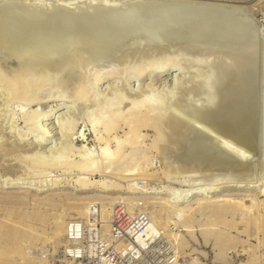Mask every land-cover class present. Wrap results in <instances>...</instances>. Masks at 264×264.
I'll list each match as a JSON object with an SVG mask.
<instances>
[{"label":"rangeland","instance_id":"rangeland-1","mask_svg":"<svg viewBox=\"0 0 264 264\" xmlns=\"http://www.w3.org/2000/svg\"><path fill=\"white\" fill-rule=\"evenodd\" d=\"M22 1H23L22 3H25V1H28V0H22ZM38 1L44 3V0L42 1L38 0ZM66 1L67 0H64L60 4V0H59V4L60 5H62V3L67 4L68 1L67 2ZM84 1L77 0L78 4H82L81 2L84 3ZM113 1H116V0L111 1V3H114L116 5L118 4L117 2H119V1H116V2H113ZM121 1L123 0H120V2ZM125 1H130V0H125ZM134 1L136 2L137 0H134ZM243 1L237 3L239 4V7L237 9L235 8L236 10L234 13H232L234 11L233 10L234 8H232L233 11L231 9L229 11L233 14L231 15L237 19L236 21L237 22L239 21V23H240V20L238 19H241V22H242L243 17L244 19L246 17V20L250 19L251 22L250 21H247V22L251 23V26L250 24L248 23L247 24L249 27H252V28H249L248 26L247 27L251 29V31L245 30L246 27H244L245 25H243L244 32L246 33L247 31V33L244 34L242 32L243 33L242 35L241 33V30L243 29L242 25L240 26L238 24L239 27L242 28L239 31L237 27L235 26V24H233L234 22L232 20L234 19V17L232 19L231 16H229L230 14H227L228 18L229 17L231 18L230 22H229L230 18L228 19L226 16L224 17L227 18L228 23L233 22L231 23V25H234L233 28L236 27L235 30L237 29L240 32L239 35L240 34L242 35V38L240 39L238 38L239 42H241L240 40H242L243 42V43L241 42L240 45L242 44L250 45L251 44L253 46L256 44L255 45L256 48L255 46H253L252 48V51L253 50L255 51L253 52V57L255 58V62L257 63V64L255 63V67L253 69L254 79L246 82V80L244 79L245 78L244 73L239 72V75H234V72L232 70L233 73H231L228 76V79L225 81V85L222 87L224 91L225 99L217 103L218 104L216 106L217 112L209 111L207 109V110H201L200 112L197 111L193 113V111H191V108L186 103L187 102L186 100L194 102L195 99H197L198 97L200 98L202 96V94H199L201 90L193 86V84H197L196 82H198V79L202 77L199 74L197 75V73H200L199 72L200 70H199V67H197L196 65L194 66L188 65L192 67V69L190 67H189L190 69H187L188 66L186 67L185 66L186 64L181 63V64H184L186 68L184 69L183 68L184 66L181 64H179L178 66H176L177 64H172L170 68L162 71L160 76L147 77L143 80L134 79V80L127 82L129 83L130 87H133L137 91L141 90L144 92V94L146 93L145 96L150 98L152 101L160 102V104L162 106L165 105V107L167 105L168 108L170 106L169 109L171 110L175 109L174 110L175 112H177L176 111L177 109L178 113L180 112L179 115L181 117L182 116L185 117L184 119L187 120L188 122L193 121L191 123H194L196 127L199 126V129L208 133V135H210V137L213 139L214 142H216L214 139H217L218 141L221 140L222 141L221 143L224 142L225 146L231 148V150L235 151L238 154V156H236V154L230 151L229 152L224 151V154H220V153L217 154L216 149L213 147L212 149L208 150L205 153L207 155V158L201 161L202 164L195 166L193 171H190L191 172L190 174L189 172H186V171L183 172V170L181 171L182 172L181 173L179 172L180 169L178 171L176 167H175L176 170L174 169L175 174L174 172L172 174V171L174 170H172L171 172L168 171L170 167L168 168L165 165L167 161L166 162H163V161H165L166 158L169 159L168 161H171V162L175 161L171 153H172V150H174V148L176 147V144L170 141L169 142L166 141L165 144H167V146L169 145L170 148L167 147V150H165V153L162 150L160 153L158 149L153 150L154 148H150V144L154 138V130H151V129H144L142 131V133H144L143 136L140 138V141L135 145L136 155H140V156L145 155V156H148L151 160L149 162H145L141 164L140 167L141 169H143L144 174L138 175L139 177L138 179H135L132 177L134 181L131 178H128L122 175V173L126 171L127 168L130 169V168H134L137 166L133 162L114 163L110 167V169L112 170L111 172H104L103 163L101 161L102 158L100 155L101 146L95 143L94 138H95L96 132L104 136V133L102 131L103 129L100 123V118L102 116L107 117V112L106 113L100 112L99 115H96L92 113V107H87L86 103L84 106V103H80V101L72 102L73 100L72 92L74 88L73 86H75L73 85V83L76 84V81L78 82L76 78L77 77L79 78V75L82 76L81 74L84 75L86 73L85 76L87 77V80L90 83L94 80L93 73L96 72L95 71L96 68L100 67L99 70L100 69L109 70V68H111V70H116V68L118 67L120 68L121 66L119 63L120 61L119 60H118L119 62L116 61V59H114L113 56L117 54H118L117 56H119L123 52H125L127 48L130 49L131 47L132 49L133 47L140 45L141 42H142L141 45H143V43L144 45L147 44L146 39L150 40L151 38H154V40L156 39L158 41L159 38L156 36H159L161 40L162 38H165V39L168 38L171 42L175 40L177 41V38L173 39L174 35L172 34L173 33L172 30H176L177 28L180 29L179 26L181 25L172 26V28H171V25L169 26V29H171L170 35H172L173 37H171L169 34L165 32V25L168 26L166 22L160 23L157 21H154L150 23L149 25L148 23H145V24L143 23L144 25L142 23L140 25H136L140 29H142L143 28L142 26H144L145 34L143 33V30L137 29L136 26L132 27V29L135 28L134 29L135 31H132V29L126 30V32L123 31L125 33L123 32L117 33V31L116 32L113 31L114 36L113 35L112 36L115 38L116 41L114 40L113 37H111L110 35L111 32L110 34H108L109 32L102 33L103 35L100 34L101 35L100 37L103 36V38L105 37V35L107 36L106 38L102 40L99 39L100 37H97V39L99 40L93 41L94 43L93 42L88 43V45L91 47L93 45L92 47L93 50H97V51H100V53H102L101 51L105 47L106 48L108 47L107 49L103 50L107 53H103V54L109 55V52L111 53L112 51H115L114 49L117 50L119 46L121 47V45L127 44V47L122 46L125 50L124 49L122 50V47L121 48L119 47L120 49L118 50H122L121 51L122 53L121 52L118 53L119 51L111 53L113 60L112 58H110L111 56H109V59L107 58V56L106 58L104 57L105 60H107L106 62L103 58L104 55L101 54L102 56L101 62L99 65H95L96 67L94 66L95 67L94 70H93V66H90L89 69L87 68L89 72L86 68H85L86 69L85 72L83 71L84 68L83 70H80L77 73L75 71V74L77 76L74 79L72 78L67 79L65 78V74H64L62 76V79L65 78V80L61 79V81L56 85L55 83H57V79L59 81L61 78L60 75L62 74L61 73L62 69L65 68V70L66 69L70 70L72 68L62 67V69H59L58 73H57L58 70L56 72L52 71L51 73L52 75L50 74L51 77H48L50 76L48 74L51 71L47 72V77H48V80L50 79V82L54 80L53 78L55 77L57 78H55V82L53 81L54 83L53 82L52 84L50 83L51 86L49 84V81H47L48 82L47 84L49 85V86L47 85L48 88L45 87L46 83L43 84L44 86L40 87V90H43L41 91L42 92L41 98H43L42 100L39 98L40 97L39 87L35 86L36 87L35 88L33 86L32 90L33 92L35 90V94H34L35 98L37 97V95L39 97H37L34 102H31V104L26 101L23 102V100H20V99L18 100V98H13L8 94L6 86L4 85L5 83L2 80L3 79V75H2L3 69H1L0 67V72H1L0 73L1 74L0 75L1 76L0 77V148H2L0 149L1 150L0 151V194L1 193L6 194V195H20L21 194V196H23L21 198L4 199V200L0 199V208L4 210H10V211L11 210H18L19 212L22 211L24 215L27 214L26 216L28 217V224H30L29 228L23 225L16 224L14 226L16 235H10L9 232L2 231L4 229H0V252L3 253V257L5 256V258H2V260L0 259L2 262V263L0 262V264H264V0H247V1L243 0ZM11 2L12 3L14 2V3L11 4ZM16 2H19L20 4L21 0L20 1L19 0H14V1L13 0H6V1L0 0V6L1 4L3 5L9 4L7 6L8 8L6 7L7 9L2 7L4 9H0V10L1 11L3 10V13L5 11L6 13L8 12L9 7L12 8L13 6H15ZM45 2L46 3L44 4H47L48 6L51 0H45ZM55 2L57 3L58 0H55L54 3L51 2V5L55 4ZM69 2L74 3L76 2V0H71V1L69 0ZM77 2L75 3V5L72 3V5L76 6ZM85 2L88 3V0H86ZM137 2H139V0ZM213 2L221 3L223 1L215 0ZM19 6L21 5H17V7ZM222 11L223 10H220V14ZM99 12L101 13L100 10ZM1 14L2 12L0 13V15ZM222 14H226V13L222 12ZM223 20L224 22L226 21L225 19ZM223 20L220 21L222 26L220 25L219 22H217L218 25L215 23L217 27L213 23H211V25L207 29L209 31V34L210 32H212V30L214 31L213 35L214 36L216 35L215 39L218 45L216 42L214 43L212 41V38H213L212 36H211V40L209 39L210 37L207 38L205 36L206 38L205 39L203 36L204 38L203 41L207 39L210 40L206 43L201 42V41L195 42V40L193 41L194 39V37L192 38L193 34L188 36L189 31L187 32L185 31L190 30L191 33H196L198 32V30L192 31L195 27L190 26L189 27L190 29H189L188 28L189 25H187L185 27H187L188 29L187 28L185 29L184 26H181V28L183 27L182 28L183 30L185 29V31H182V32L188 33L187 35L181 36L184 33L180 32V37H179L178 36L179 33H174V34L176 35V37L178 36V38L180 39H182V37L183 39L184 37H186L188 38L190 42L192 41V43L188 41L190 45L189 47H186L185 45L188 42L184 44L183 42H181L182 41L181 40L180 42L183 44L181 45L180 42L178 43V41L177 42L175 41L174 42L175 44L172 45L171 42L169 41L170 43L169 42L168 43L170 44L169 46L171 50L174 51L176 49L175 51H177V52L175 51L174 52L172 51V52L174 54L177 53V57H180V55H183L184 58L187 56L191 58L194 56L190 52L188 53L187 49L189 50L192 44L196 43L195 44L196 46L193 45L194 47L198 48L199 46L205 49L204 47L207 48L206 44L210 42V44L213 45L212 46L213 48L215 47L219 49L218 47L221 44L219 42H221L222 40L223 42H222L221 47L225 46L223 45V43L226 41H227L226 42V45H227L230 37L228 35L229 38L227 40L226 36L227 34H229L228 31H232L231 30L232 28L230 27L231 29H229L230 24L227 25L228 31H225L226 35L224 34L225 35V38H224L223 32L224 30H226L225 28L226 24H224ZM243 22L245 21L243 20ZM152 24L154 26H151ZM155 24H157L159 28ZM219 25L221 27V30L223 29V26L225 28L224 30H222L223 32H220L224 39H220V38L217 39V37L219 36V31L217 32L218 35L215 31L220 29L218 27ZM213 26H215L216 28ZM24 27H28V26L24 24ZM159 29L163 31L160 32ZM166 29L168 30V27ZM139 30L142 32H137ZM152 30L156 31V33H153L154 31L152 32ZM207 30L205 31V34L208 32ZM146 31H147V34L148 32L149 33L152 32L153 35H156V36H153V35L151 36L150 34L146 35ZM238 31L236 33H238ZM252 31L256 32L255 34L257 37L256 36L254 37V34H253L254 32ZM39 32L36 31L35 33H39ZM48 32L49 31H47L46 33ZM59 32H60V29L57 28L52 33H55L60 36ZM163 32H165L164 35H166L167 37L163 36V34L162 35L160 34L161 36L157 35L158 33H163ZM202 32L203 31H199V34L204 33ZM250 32H252V34H250ZM30 33L31 32H29V34L27 33L28 37H27V34L25 36L24 35L22 36L24 37V39H28L29 37L32 39L35 33L34 32L33 34L32 33L30 34ZM236 33L235 35H237ZM115 34L116 36L117 34H119L120 37L122 36L121 41H119L120 37H118L119 39L116 38ZM233 34H234V30H233ZM57 35L55 36L53 35L58 40L56 41L58 42L56 44H62V42H64L63 45H61L62 48L60 45H56V48H58L59 46V48L57 49V52L58 54H59V51L61 52L60 57H63V56L65 57L64 53L66 54V50H68V46L69 47L71 46V47L69 48L70 51L69 50L67 51V54L68 52L69 53L77 52L76 50L79 49L78 39L77 40L75 38L73 39L71 38L70 35L67 36V34L61 33L62 38L65 35L66 37L64 36V38L68 40L69 45H66L67 43L66 40L64 38L62 40L61 36L60 38L56 37ZM196 35L197 33L195 34V36ZM246 35L248 37L250 35L251 36L248 39ZM147 36L149 39L147 38ZM243 36L244 37L246 36L245 38L247 39H245ZM108 37L112 40H110ZM55 38H52V42L50 41L48 43L47 41L46 52H44L45 47H46L44 43L42 44L43 48H41L42 46L40 47L37 46L35 51L37 49L39 51L38 52L36 51V54H32L28 56L29 57L33 56V58L36 57L37 59V58H40V56L43 57L47 53L52 54L51 49H53V46L55 45L54 43V41L56 40ZM189 38H192V39H189ZM106 39H108L109 41L107 40L105 44ZM144 39H145V42H143ZM165 39H163L164 42L166 41ZM198 39L200 38L197 37V40ZM234 39H236V37ZM255 39L258 41V43H256L257 41ZM49 40H51V38ZM60 40H62V42ZM137 40L139 41L138 42L139 44L135 42ZM231 40L229 41L232 42ZM127 41L129 42V45ZM130 42L132 43L130 44ZM95 43L96 44L98 43V45L101 44L102 46L104 45L105 46L102 49L101 45L96 46ZM133 43H134V46H133ZM48 44H51V45H48ZM75 44H77L78 48L76 47ZM165 44H167V42ZM200 44H202V46H200ZM215 44L218 47H216ZM65 45L67 49L66 47H64ZM79 45L81 44L79 43ZM230 45L232 46V43H230L229 46ZM18 46L20 45L18 44L17 47ZM109 46H111L112 48ZM182 46L186 48L184 49ZM49 47H50V50L48 49ZM94 47L95 48L97 47V48L94 49ZM163 47L165 46L163 45ZM180 47H182V49ZM63 48L65 51L63 50ZM165 48H168V47H165ZM177 48H179V50ZM227 48L223 49L224 52L222 53L221 51L219 52L221 53L220 56L223 55V53H225ZM254 48L257 49V51ZM108 49H110L111 51L110 50L108 51ZM134 49L136 48H133L132 50ZM208 49H210V47L207 48V51ZM184 50L186 53L184 52ZM31 51L32 53H34V50H31ZM157 51L159 50L157 49ZM0 52H1V49H0ZM54 52L55 54L57 53L56 49ZM37 53H39L40 56H37ZM184 53L186 56L184 55ZM172 56H169V59H170L169 61H172V59H174V57L172 58ZM201 57H205V55H202ZM221 57H224V55ZM216 60H218V58H216ZM113 61L114 63L112 64ZM108 62L111 64H109ZM107 63L109 64V66ZM218 63H220V61ZM101 64L103 67H101ZM110 65L113 67H111ZM216 74L217 72L215 73V75ZM74 75H71V76L73 77ZM110 77H109L110 79L103 78L102 80L98 82L99 85L98 84L96 85L97 93H99V95L97 96L99 98V102L103 101L104 98L109 97L111 93L115 91V89L117 88V86L116 88L114 87L115 85L123 84L119 78L115 77L113 79L114 75H110ZM182 78L184 79L187 78L191 80L190 81L191 83L189 82L190 83L189 86L180 87V80H182ZM66 80H69L67 83L68 85L66 84V82H64ZM192 80L194 81V83L192 82ZM71 81L72 82L74 81V82L72 83ZM242 81H245L246 85L245 87L240 88L238 90L239 91V95H237L238 100L241 99V101L242 100L244 101L245 105H248L251 95H253V98L251 100L250 105L248 106L249 110L246 112V115L244 114V117L241 118V120L239 121L238 128L241 129L247 123H249V125L250 123L252 124L250 134H252V140L254 141V143L251 147H249L251 144L249 143V141L244 142L245 144L239 143V142L236 143V141L234 142V140H232V138H230L229 136L225 137V135L223 136L221 133H219L220 130L226 129V127L231 126L230 125L231 115L233 114L235 110V106H232L231 108L228 105L226 100H228L229 102V100L232 99V97L234 96V88L236 86L242 87V85H239V83ZM214 83L218 85V83L216 82ZM214 83L212 84V90H213V87L216 86V85L213 86ZM109 85H110V88H109ZM112 85H113V88L111 87ZM218 87H217V91L216 89H214V93L216 95H222L223 92H222L221 86L219 85ZM37 89H38V93H37ZM53 92L55 93L53 94ZM68 96L70 99L68 98ZM169 96H174V99L173 98L170 99ZM195 96L197 98L193 100V97ZM54 97H56L57 100ZM59 97L62 98L63 101L59 99ZM129 100H130L129 98L124 99V101L128 103L125 105V102L123 101V103H121L122 109L127 108V106L130 104ZM205 100L208 101V99L206 98ZM87 103L89 104L90 102L88 101ZM100 107H102L103 109L104 105H101ZM37 108H38V111H40L41 113H45V112L47 113L46 118L39 119V120L34 119V121L33 120L26 121L25 123L23 115H25V113L26 114L31 113L34 110H37ZM222 112H225V113L222 115L221 114ZM70 115L73 119H71ZM63 119L64 121L67 119L66 122H68L69 120H74L77 123V126L74 129V131L67 132L66 130L65 131L63 130V124L61 125V123H59ZM212 122H216V124L218 125L217 130H214L211 126L209 127L210 123ZM38 126L40 130H38ZM94 126H96L95 127L96 132H94ZM43 129H44V132L42 133L44 134L41 133ZM61 129L62 131H60ZM10 131H13V132H10ZM126 131H127L126 127L123 126V128L120 127L117 130V132L114 134L115 135L117 134V136L119 135V137L124 138ZM191 132L193 136L194 132L191 131L190 129L187 130V133H186L187 135H186V139L184 143L191 142V140H188V137L190 136ZM167 133L170 134L171 130L168 131ZM83 134H84V138H82ZM39 135L40 136L45 135L47 137V140L43 143H40V145L38 146L36 145V142H34L35 141L34 138L38 137ZM189 138H192V137L190 136ZM193 138L196 139V137L194 136ZM250 138H251V135H250ZM65 142H69L68 146H70V143H72V146H70L71 148L67 146L65 148L64 146L67 144L66 143L65 145H63ZM4 144H6L7 146ZM60 144L63 146L62 148ZM83 144L85 145L88 151L87 155L85 156L86 157L95 156V158L98 159V168L101 172L98 170L94 172L92 171L90 172V170H84L86 171L84 173L83 169H80L79 166L73 167V166L68 165L74 161H80L82 159L84 154L79 149L82 146H84ZM111 145H112L111 147L114 148L115 142H112ZM172 147L173 149L171 150ZM130 150L131 149H128L127 151H125V153H129ZM36 153H38L40 156L46 159L47 157L49 159L51 156H52L50 158L51 160H53V158L54 159L58 158L60 161L64 163L58 164L56 166L55 165L50 166V164L40 165V164H45V163L34 164L35 161L33 160L34 161L33 162L31 157L33 156L34 158L36 156ZM244 156L251 158V162L249 161L246 162L245 160L246 158ZM26 157L28 160L26 159ZM29 157L31 158V160L29 159ZM173 164H175V162ZM167 172L169 173L168 177L165 176V173ZM107 173L108 175H105ZM186 173H187V176L189 174L192 178L190 176L186 177ZM170 174H172V176ZM84 177H86L85 178L86 180L93 181L92 183V186H94L93 188L79 189L80 185L78 181L80 178H84ZM187 179H189V181ZM103 180L107 181L108 183H110L111 181H114V183H116V185L113 186L114 189L109 190V191H103L100 186L101 184L98 182V181H103ZM236 180L238 183L236 182ZM5 181H8L9 183ZM10 181L11 183H15V182L16 183L11 184ZM183 181H186V183L185 182L183 183ZM132 182L135 183L134 186H130V183ZM4 184L5 185L8 184L11 186L9 187L2 186ZM150 185L153 186L154 189L155 188L156 189H166V186L169 185L171 189L169 191V195L170 193L172 194L174 192L175 193L178 192L180 194L183 192L185 193L186 191L187 193V190L189 189L188 186L190 185L191 192L189 193L191 194L195 191L197 192L194 193V196L190 197L189 199L181 203V205L188 204V203L194 206L196 204L206 205L208 204V202H211V201L213 202L221 201L222 203H227L228 205L230 204L231 206L229 205L230 207L228 208V210H226V212H223L222 215L213 214L211 213L212 211L209 208H206L203 211L202 209H200V211L199 210L192 211L193 213L190 212L188 213V215L179 214L178 216V214L176 215V213L174 212V208L172 209L170 208L169 210H167L166 208H164L163 203L158 202V199L157 201L155 200V198L152 199L153 196L160 195L159 193H149V192H138L137 193V192L128 191L129 188L141 189L145 187L147 188V186H150ZM150 187H148V189L153 188V187L151 188ZM199 190L201 191V193L198 192ZM248 194L249 195L257 194V198L259 199L258 201L259 206L255 209L254 212L253 211L246 212V210L244 211V209L243 208L241 209V206L238 203V201L242 199V201L248 204L250 202L249 200H247V197L249 196ZM174 195L175 194H172L171 197ZM139 196L142 198H140ZM165 196H168V194ZM119 197H126L128 200L125 198L122 200V198H119ZM132 197H133L132 200H134V197L135 198L137 197L139 200L136 201L137 199L136 198L134 201H131ZM125 200L128 201L129 203L126 202ZM97 201L98 202L100 201V202L98 203ZM105 201L108 202L110 207L112 208L110 211L109 217L107 219L108 227L106 230L104 229V226H102L103 219H102V216L100 215V212L98 211V209L100 210L102 204L106 203ZM130 201L132 203L134 202L133 204L135 206H131L133 204H130ZM148 201L150 203L152 201L153 203V204L152 203L148 204L149 206L151 205L150 211L148 210L149 209V206L147 205ZM123 202L128 203L126 204L128 206H125ZM137 203H139L140 206ZM232 203L235 205H233ZM127 207H130L131 209L130 208L127 209ZM136 209H138V211ZM145 209H147L148 211H146ZM183 222H187L188 224H191L192 228H195V229L201 226H205L207 228L209 226V228H214L215 232L220 234V237H223V239L220 240L221 243L217 245L215 248L213 247L211 242L204 241L203 237L200 236L199 231L195 230L192 236H189L187 231L182 230ZM135 224L136 226H138L137 228L142 233V239H144L143 243H141L138 239H136L135 231L137 230L133 232H128L126 229V227H128L129 225H132L131 227H133V225ZM7 234H9V236ZM17 235H19L18 240L14 241V239H11L12 237H16Z\"/></svg>","mask_w":264,"mask_h":264},{"label":"bare ground","instance_id":"bare-ground-1","mask_svg":"<svg viewBox=\"0 0 264 264\" xmlns=\"http://www.w3.org/2000/svg\"><path fill=\"white\" fill-rule=\"evenodd\" d=\"M54 1L55 0H51V2H53V3H54ZM62 1H64V0H62ZM62 1L60 0V4ZM67 1H68L67 4L62 3V5H60L59 0H58L57 3L55 2V4L51 5V2H50L49 5L47 6V4H44V3H46L45 0H44V3L40 2L38 0H28V1H25V3H22L23 1L21 0L20 4H19V2H16L15 6H13L12 8L9 7L8 12H6V13H5V11L3 13V10L2 11L0 10V13L2 12V14L0 15V49H1L0 67H1V69H3L2 70L3 71L2 72V75H3L2 80L5 83V84L4 83L3 84L6 86L7 92L11 97L18 98V100L20 99V100H23V102L26 101V102L31 104V102H34L36 100V98L39 96H40L39 98L41 100L43 99V98H41V95H42L41 91H43V90H40V87L44 86L43 85L44 83H46L45 87L48 88L47 87V85H48L47 81H49V84L50 83L52 84L53 81L55 82V78H57V77L53 78L54 80L52 82H50V79L48 80V77H51V75H52L51 74L52 71L56 72L58 70L57 71V73H58L59 69H62V67L63 68L64 67L72 68L70 70L69 69L65 70V68H64V69H62V72L60 71L62 73L60 75L61 78L59 81L57 79V83H55V85H56L61 81L62 76L64 74H65V78L74 79L77 76L75 74V71L77 73L78 71L83 70V68H84L83 71L85 72V70L87 68L89 69L90 66H93V70H94V68L96 67L95 65H99L101 62V58H102L101 54L107 53L103 50L107 49L108 47L107 48L105 47L103 49V47L105 45L102 46L100 44L102 49H103L101 51L102 53H100V51L92 49V47H93L92 43H91L92 47L89 46L88 43L93 42L95 40H99V39L102 40V39L106 38L107 35H105L104 38H103V36L100 37L101 36L100 34H102V33L109 32L108 34H110V32H111L110 35H111V37H113L114 36L113 31H115V32L117 31V33L123 32V31L126 32V30L132 29L133 26L140 25L141 23L142 24L148 23V25H149L150 23L157 21L160 23L166 22V24L168 26L165 25V32L169 35L171 33L170 32L171 29H169L170 25H171V28H172V26L181 25V26H184L185 29L187 28L185 26L189 25L188 28L190 26L195 27L192 31L198 30V32H196L197 35L195 36L196 33H191L190 30L185 31V29L183 30L182 29L183 27L181 28V26H179L180 29L175 28L176 30H172L173 31L172 34L174 35V37L172 35H170V36L173 37V39L177 38L178 43L181 40H182L181 42H183L184 44H186V42L189 41L188 38H186V37H184V39L186 38L185 39L186 41L183 39V37H182V39L178 38V36L180 37V32L184 33L181 36L187 35L188 33H189L188 36L193 34L192 38L194 37L193 41L195 40V42L201 41V42L206 43V42L211 40V36H212L213 37L212 41L215 43L216 42V39H215L216 35L215 36L213 35L214 34L213 33L214 31L212 30L213 28L211 29L212 32H210L211 35L209 34V31L207 29L209 28L211 23H213L214 25L216 23L218 25L217 22L220 23V21H222L223 19H225L227 21V18H228L227 14H230L229 16H231V18L233 19L234 16H232L233 15L232 13H234L235 10L239 7V4H237V3L242 2L243 0H222L224 3L223 2H221V3L213 2L215 0H143V1L139 0V2H137L138 1L137 0L136 1L137 3L134 0L133 1L132 0H130V1L123 0L124 2L123 1L120 2V0H116V1H119V2H117L118 3L117 5L114 3H111L112 0H88V3L85 2L86 0L85 1L82 0V1H84L85 4L83 2H81L82 4H78L79 1L77 2V0H76V2H77L76 6H74L76 2L73 3V2H69V0H67ZM116 1H113V2H116ZM219 1H221V0H219ZM245 1H247V0H245ZM13 3L11 2V4H13ZM72 3L74 5H72ZM8 5L9 4H4V5L1 4L0 9H4V8L7 9ZM17 5H21L22 7L21 6L17 7ZM2 7H4V8H2ZM232 8H234L233 9L234 11L232 10ZM230 9L233 11L232 13L229 11ZM95 10L96 11L98 10V11L96 12ZM99 10L101 11V13L99 12ZM220 10H223L222 12H224L226 14H222V12L220 14ZM98 12H99V14H98ZM224 16H226L227 18H225ZM235 16H236V14H235ZM231 18L229 19V22H230ZM242 19L245 22H243V20H242V22H243L242 23L241 19H238V20H240V23H239V21L237 22L236 21L237 19L234 17V19L232 20L234 23L233 22H231V23L235 24V26L237 27V29L239 31L243 28L242 29L243 31L241 30V33L243 32L244 34H246L247 31H246V33L244 32V27H246L245 30H250V31H251V29H249V28H252V27L248 26V24H250V26H251V23L247 22V21H250V19L246 20V17H245V19H244V17ZM226 21L224 22V20H223L224 24H226L225 25L226 30H224L225 29L224 26L222 29V30H224V32L221 30L220 25L222 26V24L220 23V25L218 26L220 29L218 28L219 30H216L215 32L217 33L219 31V36L217 37V39L218 38L224 39L225 35H226L225 31H228L227 25L230 24L229 29L232 28L231 29L232 31H228L229 34H227V36H226L227 40L229 37H230L229 40L232 39L231 40L232 42H230L228 40V44H227L229 46V44L232 43V46L231 45L229 46L230 48L226 45L227 41L224 42L225 44L223 43V45H225V46H222L223 47L222 48L221 47L222 42H223L222 40H221V42H219V43H221L219 47L217 46L218 45L217 42H216L217 45L215 44L216 47H218L219 49H217L215 47L213 48L212 47L213 45H211L210 42L208 44H206L207 48L210 47V49H208V51H207L206 47H204L205 49H203L202 47H199V46H198V48L194 47L193 45H195L196 44L195 43V44H192V46H190L189 50L187 49L188 53L190 52L194 57H191L192 58L191 59L188 56L184 58L183 55H180V57L182 56L180 58V57H177V53H175V54L173 53L176 49L174 51L171 50V48L169 46L170 45L169 43L171 41L168 38H166V39L162 38V40H161V38L159 36L153 35V33H156V31L152 30V32L153 31L154 32L152 33L150 31L151 33L148 32V34L146 31V35L150 34L151 36L152 35L156 36L159 38V40L157 41L156 39L154 40V38L150 37L151 38L150 39L151 41H150V40H147L145 37L147 44L144 45V43H143V45H141V43H142L141 42L140 43L141 46L137 45V44H139L138 43L139 41L137 40V41H135L137 44L135 42L134 43L138 47L137 46L133 47L134 43H133V46L132 45L131 46L133 48H136V49L132 50L133 48L131 49V47H130L132 52L128 48L126 50L123 48L124 46L127 47V44L121 45V43H120L121 47L123 46L122 50L124 49L125 52L122 53L121 52L122 50H118L121 48L120 46H119L120 48L118 47L117 50L114 49L115 51L111 52V53H113V52L119 51L118 53H120V52L122 53L119 56H117L118 54L113 56V58L116 59V61H118V60L120 61V62L119 61L118 62L120 63L122 68L120 66V68L118 67V68H116V70H111V68H109V70H105V69L99 70V68H100L99 67V68H96L97 70L95 69V71H96L95 73H93L94 71L92 70L93 71L92 73L94 74V80H93L94 82L92 81L89 83V81L87 80V77L85 76L86 73L84 75L81 74L82 76L79 75V78L78 77L76 78L78 80V82L76 81V84L73 83L74 81L73 82L71 81L73 83V85H75V86H73L74 88H73V92H72V95H73L72 102L80 101V103H84V106L86 103L87 107H92V113H94L96 115H99L100 112L101 113L107 112V117L102 116L100 118V123H101V127L103 129L102 131L104 133V136H102L98 132H96V128H95L96 126H94V132H96L94 140H95V143H97L101 146L100 155L102 158L101 161L103 163L104 172H111L112 170L110 169V167L114 163H117V162L118 163L133 162L137 166L134 168H130V169L127 168L126 171H124L122 173V175L126 176L128 178H131L133 180V178L138 179L139 178L138 175L144 174L143 169H141L140 166L142 163L149 162L151 160L148 156H145V155L140 156V155H136V153H135V151H136L135 145L140 141V138L143 136L144 133H142V131L144 129L154 130V138L150 144V148H154L153 150L158 149L159 153L161 152V150L164 151V153H165V150H167V147L170 148L169 145L167 146V144H165L166 141H168V142L170 141V142H173L174 144H176V147L174 148V150H172L174 146L171 148V150H172L171 154L174 157L175 161H173V160H172L173 162L168 161L169 160L168 158H166V160L163 161V162L167 161L165 163V165L168 168L170 167L169 169L167 168L168 171H170V172L172 170H174L176 167V169H178V171L180 169L179 172H181L183 170V172L186 171V172H189V174H190L191 173L190 171H193L195 166L202 164L201 161L207 158V155L205 153L208 150L212 149L213 147L216 149L217 154H219V153L224 154V151H228V152L230 151V152L236 154V156H238V154L235 151H233V150H231V148L225 146L224 142L221 143L222 141L221 140L218 141L217 139H214L217 143L214 142L213 139L210 137V135H208V133L199 129V126L196 127V125L194 123H191L193 121L190 120L191 122H188L187 120L184 119L185 117H183V116L181 117L179 115L180 112L178 113L177 109H176L177 112H175L174 111L175 109L174 110L169 109L170 106L168 108L167 105L165 107V105L162 106L160 104V102L152 101L150 98L145 96L146 93L144 94V92L141 90L137 91L133 87H130L129 83H127L131 80H134V79L143 80L147 77L160 76L161 72L170 68L172 66V64H177L176 66H178L179 64L184 63V64H186L185 65L186 67L188 65H191V66L196 65L197 67H199V70H200L199 71L200 73H197V72L196 73H197V75L199 74L202 77L200 79L197 78L198 82H196L197 84H193V86H195V88L201 90V92H199V94H202V96L200 98L199 97L197 98L195 96V97H193V100L195 98H197V99H195L194 102L186 100L187 101L186 103L191 108V111H193V113L197 112V111L200 112L201 110H207V109L209 111L217 112L216 111V106L218 105L217 103H219L220 101L225 99L224 91H223L222 87L225 85V81L228 79V76L233 72H234V75H239V72H242L245 74L244 79L246 80V82H248L249 80H253L254 79L253 78V75H254L253 69H254L255 63H256L255 58L253 57V52H255V51L254 50L252 51L253 46H255L256 44L253 43V44H255L253 46L251 44L250 45H248V44L240 45L242 40H240L241 42H239V39L242 38L243 33H242V35L241 34L239 35L240 32L237 29L236 30L238 31V33H236L237 32L235 30L236 27L233 28L234 25H231V23H228V21L226 23ZM236 22H237V24H236ZM24 24L27 25L28 27H24ZM238 24L240 26L242 25V28L239 27ZM155 25H157V24H155ZM243 25H245V26L243 27ZM151 26H154V25L152 24ZM215 26H213V27H215ZM142 27L143 28L140 29L139 27L136 26L137 29L143 30V33H144V26H142ZM167 27H168V30L166 29ZM57 28L60 29V32H59L60 36L62 33V34H67V36L70 35L71 38H73V39L74 38L76 40L78 39L79 42L74 40V41L78 42V46H79V49L76 50L77 51L76 53H73V52L69 53L68 52V54H67V51L71 47V46L70 47L68 46V50H66V54L64 53L65 57L63 55H61L63 57H60L61 52L58 50L59 51V54H58L57 49L59 48V46H58V48H56V45H60V46L63 45L64 42H62V40H63L65 35L63 36V38L61 36L62 40H60V41L62 42V44H56V43H58V42H56L58 40L54 36L57 34L52 33V32ZM158 28H159V26H158ZM134 29H132V31H135ZM161 29H159L160 32L163 31ZM140 30L137 32H142ZM206 30L208 31L207 32L208 34L207 33L206 34L209 36H207L205 34ZM233 30H234V34H233ZM36 31L37 32L40 31V32L35 33ZM47 31H49V32L46 33ZM182 31H185V32L189 31V32L185 33ZM199 31H203L204 33L202 32L203 34H199ZM255 31H252V32H254L253 33L254 37L256 36L255 33L257 32V31L255 32ZM29 32H31L32 34L34 32L35 33L34 37H32V39L30 37H29L30 39L29 38L24 39V37L22 35L25 36L27 33L29 34ZM125 32H123V33H125ZM137 32H135V33H137ZM165 32L158 33L157 35L163 34V36H166V35H164ZM220 32H223L224 38ZM252 32H250V34H252ZM174 33H179V35L177 34L178 36L176 37V35ZM235 33L237 35H235ZM28 34H27V37H28ZM248 34H249V32H248ZM217 35H218V33H217ZM228 35H229V37H228ZM60 36L57 35L56 37L60 38ZM115 36H116V34H115ZM203 36H204V38H205V36L207 38L210 37L209 38L210 40L207 39V40L203 41V39H204ZM234 36L236 37V39H234L235 38ZM262 36H263V34H262ZM97 37H100V38L97 39ZM118 37H120L119 34H117L116 38H118ZM143 37H144V35H143ZM197 37H199L200 39L197 40ZM249 37L247 36L248 39H249ZM50 38H51V40H49ZM52 38L56 39L54 41L55 48L53 46V49H51L52 54H48V53L46 54L45 53L46 55L41 57L40 54L37 53V56H40V58H37V59H36V57L33 58V56H31V57L28 56V55L36 54V51L37 52L39 51L38 49L35 51L37 46L40 47L44 43L46 46L44 52H46V49H47L46 43H47V41H48V43L50 41L52 42ZM121 38H122V36L120 37L119 41H121ZM147 38H148V36H147ZM192 38H189V39H192ZM247 38H245V39H247ZM252 38H253V36H252ZM123 39H124V37H123ZM136 39H137V37H136ZM145 39H144V41L143 40L142 41L145 42ZM163 39H165L166 41L164 42ZM65 40L67 42V43L65 42L66 45H69L68 40L67 39H65ZM107 40L108 39L105 40V44H106ZM110 40H112V39H110ZM114 40H115V38H114ZM69 41H70V39H69ZM175 41L171 42V44L172 45L175 44L174 43ZM163 42H164V44H163ZM166 42L168 45L165 44ZM189 42L187 43L188 46H187V44L185 45L186 47H189L190 43H192V41L190 43ZM233 42L236 44H234ZM71 43H72V41H71ZM79 43L81 45H79ZM102 43H104V42H102ZM131 43L132 42H130V44ZM245 43H246V41H245ZM256 43H258V41ZM18 44L20 46L17 47ZM108 44H109V42H108ZM48 45H51V44H48ZM66 45L64 47H66ZM75 45L77 47V44H75ZM95 45L97 46L98 43L97 44L95 43ZM100 45H98V46H100ZM128 45H129V42H128ZM163 45L165 47H168V48L163 47ZM181 45H183V44L181 43ZM200 46H202V44H200ZM226 46L229 48V50ZM109 47H111V46H109ZM182 47H180V48L182 49ZM186 47H183V48L185 49ZM41 48H43V46ZM41 48H40V50H41ZM61 48H62V46H61ZM96 48L94 47V49H96ZM224 48H227L228 52L225 49L226 51H225V53H223L224 57H221L223 55L220 56V54L222 52H224L223 51ZM255 48H256V46H255ZM48 49L50 50V47ZM55 49L57 52L56 54L54 52ZM66 49H67V47H66ZM110 49H108V51ZM157 49L159 51H157ZM177 49L179 50V48H177ZM31 50H34V53H32ZM49 50H47V51H49ZM63 50H64V48H63ZM203 50L206 52H204ZM255 50L257 51V49H255ZM51 51H50V53H51ZM220 51H221V53H219ZM44 52H42V53H44ZM175 52H177V51H175ZM182 52H183V50H182ZM184 52H185V50H184ZM111 53L109 52V55L103 54L104 55L103 58L104 57L106 58V56L108 59H109V56H111L110 58H112ZM185 53H184V55H185ZM172 55H174V56H172ZM202 55H205V57H201ZM169 56H172V58L174 57L175 60L172 59V61H169L170 60ZM115 57H117V58H115ZM30 58H32V59H30ZM105 58H104V60H105ZM113 58H112V60H113ZM216 58H218V60H216ZM186 59H188V60H186ZM106 61L107 60H105V62ZM114 61L112 62V64L114 63ZM219 61H220V63H218ZM109 64H111V63H109ZM109 64H108V66H109ZM163 64H164V66H163ZM184 64H181V65L184 66ZM185 66L183 67L184 69H186ZM101 67H103L102 64H101ZM111 67H113V66H111ZM189 67L190 66H188L187 69H190V68L192 69V67H190V68ZM232 70H233V72H232ZM49 71H51V72L48 75H50V74L51 75L47 77V72H49ZM184 71H186V70H184ZM88 72H89V70H88ZM216 72H217V74L215 75ZM81 73H82V71H81ZM69 75H70V77H69ZM71 75H74V76L72 77ZM110 75H114L113 79L115 77L119 78L123 84L122 85H115L114 86L115 88L117 86L115 91L113 93H111V95L109 97L104 98L103 101L99 102V98L97 97L99 95V93H97L96 85L103 78L110 79L112 77V76L110 77ZM214 75L216 77L217 76L218 77L216 78ZM193 76H195V75H193ZM65 78L62 80H65ZM89 78H90V76H89ZM184 78H182V80H180V87L189 86V84L191 83L190 82L191 80H189L187 78L184 79ZM68 81L69 80H66L64 82H66V84H67ZM192 82L194 83L193 80H192ZM214 82L218 83V85L215 84ZM246 82L245 81L240 82L239 85H242V87L236 86L234 88V96L232 97V99H230L229 102H228V100H226L228 105L231 108H232V106H235V110H234L233 114L231 115V122H230L231 126L226 127V129L220 130L219 133H221L223 136L225 135V137L229 136L230 138H232V140H234V142L236 141V143L239 142V143L245 144L244 142L249 141V143H251L249 147H251L254 143V141L252 140V134H250L252 124L250 123V125H249V123H247L241 129L238 128V123L241 120V118L244 117V114L246 115V112L249 110L248 106L250 105L251 100L253 98V95H251L248 105H245L243 100L242 101H241V99L238 100V97H237V95H239L238 90L240 88L245 87ZM213 83H214L213 86L216 85L215 86L216 88L213 87V90H212V84ZM51 84H50V86H51ZM64 85H63V87H64ZM219 85L221 86V89L223 92L222 95H216L214 93V89H216V91H217V87ZM33 86L39 87V90H40V95L39 96L37 95L36 98L34 96L35 90H34V92L32 90ZM111 87L113 88V85ZM109 88H110V85H109ZM153 88H154V86H153ZM6 89H5V91H6ZM97 89H98V87H97ZM37 93H38V89H37ZM54 93L55 92H53V94ZM61 94H62V92H61ZM253 94H254V92H253ZM56 97H54V98L56 99ZM169 97H170V99H172V98L174 99V96H169ZM44 98H45V96H44ZM68 98H69V96H68ZM126 98L130 99L129 100L130 104L127 106V108L122 109L121 103H123L124 99H126ZM205 98L208 99V101L205 100ZM59 99H61L63 101L62 98L59 97ZM92 99H93V101H92ZM176 99H178V98H176ZM88 101L90 102L89 104L87 103ZM37 103H38V101H37ZM127 103L128 102H125V105ZM101 105H104L103 109H102V107H100ZM123 107H125V106H123ZM224 113L225 112H222L221 114L223 115ZM23 116H24V120L26 123V121H31V120L34 121V119L39 120V119L46 118L47 113L46 112L41 113L40 111H38V108H37V110H34L31 113H27V114L25 113V115H23ZM70 117H71V115H70ZM71 119H73V118L71 117ZM66 120L64 121V119H63L61 122H59V123H61V125L63 124V130L64 131L66 130L67 132L68 131L69 132L74 131V129L77 126V123L74 120L68 119L69 120L68 122H66ZM123 126H125L127 129V131L125 132L124 138L119 137V135L117 136V134L116 135L114 134L117 132V130L120 127L123 128ZM210 126L214 130H217L218 125L216 124V122L210 123L209 127ZM12 128H14V127H12ZM60 128H62V127H60ZM189 129L194 132L193 136L196 137V139L193 138L192 132H191L190 136L192 138H189L190 136L188 137V140H191V142H189V143L187 142L188 143L187 144L184 142L186 139L187 130H189ZM38 130H40L39 126H38ZM170 130H171V133L170 134L167 133ZM60 131H62V129ZM10 132H13V131H10ZM42 132H44V129H43V131H41V133ZM42 134H44V133H42ZM195 134H196V136H195ZM45 135H42V136L39 135L40 137L38 136V137L34 138V140H35L34 142H36V145L39 146L40 143H43L47 140V137ZM250 135H251V138H250ZM197 137H199V138H197ZM82 138H84V134H83ZM112 142H115L114 148L111 147ZM68 143L69 142H65L63 144V145L66 144L64 146L65 148H66V146L71 148L70 146H72V143H70V146H68ZM246 144H248V143H246ZM4 145H6V144H4ZM62 147L63 146L61 145V148ZM0 149H2V148H0ZM128 149H131L130 152L125 153V151H127ZM79 150H81L84 154V156L82 155L83 156L82 159L80 158L81 159L80 161H74L68 165L73 166V167L79 166L80 169H83V171L84 170H90V172L91 171L94 172L96 170L100 171L98 168V159H96L95 156H91V157L85 156V155H87V152H88L85 145L82 146ZM56 152H57V150H56ZM159 153H158V155H159ZM27 157H26V159H27ZM31 158H32V161L33 160L35 161V162L33 161L34 164L45 163V164H40V165L50 164V166H53V165L56 166L58 164L64 163V162L60 161L58 158L57 159L53 158V160H51L50 158L48 159V157H47V159L43 158L38 153H36V156L34 158H33V156ZM31 158L29 157L30 160H31ZM245 158H246L245 159L246 162H248V161L251 162V158H249V157H245ZM17 161H19V160H17ZM174 162H175V164H173ZM96 165H97V167H96ZM175 170L172 171V174H173V172L175 174ZM163 171H164V169H163ZM178 171H176V172H178ZM85 172L86 171H84V173ZM172 174H170V175L172 176ZM189 174H188V176H190ZM105 175H108V173ZM165 176L168 177L169 173L168 172L165 173ZM188 176L186 173V177H188ZM21 178H23V177H21ZM85 178L86 177L79 179V181H78V183L80 185L79 189L93 188L94 187V186H92L93 181L86 180ZM187 180L189 181V179H187ZM192 180H194V179H192ZM246 180H248V179H246ZM5 182H8V181H5ZM98 182L101 184L100 186H101L103 191L113 190L114 189L113 186L116 185V183H114V181H111L110 183H108L105 180L98 181ZM184 182L186 183V181H183V183ZM236 182H237V180H236ZM10 183H11V181H10ZM15 183H11V184H15ZM237 183H236V185H237ZM239 183H240V181H239ZM255 183H257V182H255ZM134 185H135V183H133V182L130 183V186H134ZM2 186L9 187L11 185H8V184L5 185L4 184ZM150 186H147V188L145 187V188H141V189L129 188L128 191L137 192V193L138 192L159 193L160 195H156V196L152 195L153 196L152 199L155 198L156 201L158 199V202L163 203L164 208H166L167 210H169L170 208L171 209L174 208V212L176 213V215L178 214V216H179V214L180 215H184V214L188 215V213H190L192 211H197V210L200 211V209H202V211H203L206 208H209L212 211L211 213H213V214H219V215L221 214L222 215V213L226 212V210H228V208L231 206L230 204H229L230 205L229 206L227 203H222L221 201H220L221 203L211 201V202H208V204H206V205L205 204L204 205L196 204L194 206V205H191L189 203L181 205V203H183L184 201H186L190 197L194 196V193L197 192V191H195V192L190 194L189 193V192H191L190 185L188 186L189 191L187 190V193H186V191H185V193L182 191L183 193L179 194L178 192L175 193L173 191L174 193H172V194H175V195L172 197H171V195H172L171 193L169 195V191L171 190L169 185L166 186V189H156L155 188L156 190L154 189L153 186H151V187H153L152 189H148V187H150ZM198 192L201 193L200 190ZM167 194H168V196H165ZM250 195L248 197H250ZM21 197H23V196H21V194L20 195H6V194H2V193L0 194L1 200L2 199L4 200V199L21 198ZM248 197H247V200L250 201L248 204L245 203L244 201H242V199L239 200L238 203L240 204L241 209L243 208L244 211L246 210V212H251V211L254 212L255 209L259 206V202H258L259 199L257 198V194L251 195L250 198H248ZM119 198H122V200L124 198L127 199L126 197H119ZM128 198H130V197H128ZM136 198L134 197V200ZM140 198H142V197H140ZM145 198H147V197H145ZM132 199H133V197L131 198V201H134ZM18 200H20V199H18ZM137 200H139V199L137 198L136 201ZM131 201H130V204H133L134 202L132 203ZM152 201H154V200H152ZM152 201H151V203H152ZM126 202H128V201H126ZM148 202H147V205L151 204L150 202L149 203ZM128 203H124L125 206H128V205H126ZM135 204H136V202H135ZM137 204L139 205V203H137ZM233 205H235V204H233ZM131 206H135V205L133 204ZM150 206L148 209L149 211L151 210ZM128 208H130V207H127V209ZM146 208H148V207H146ZM111 209L112 208L110 207L108 202L103 203L100 210L98 209V211L100 212V215L102 216V219H103L102 226H104L105 230L108 227V224H107L108 220L107 219L109 217ZM136 210L138 211V209H136ZM145 210L148 211L147 209H145ZM131 211H133V210H131ZM26 215L27 214L24 215L22 213V211L21 212H19L18 210H11L10 211V210H4V209L0 208V229H4L2 231L9 232L10 235H16L15 228H14V226L16 224L23 225L27 228L30 227V224H28V217ZM213 229L214 228H209V226H208V228L205 226H201V227L195 229V228H192V225L188 224L187 222H183V228H182V230L187 231L189 236H192V234L195 230L199 231L200 236L203 237L204 241L211 242L213 247L216 248V246L221 243L220 240H222L223 237H220V234L215 232V229L214 230ZM9 234H7V235L9 236ZM58 235H59V233H58ZM17 236L12 237L11 239H14V241L18 240L19 235H17ZM137 237L140 238L139 235H137ZM147 237H149V236H147ZM1 254H0V259L2 260V258H5V256L3 257V253H1ZM1 260H0V262H1Z\"/></svg>","mask_w":264,"mask_h":264},{"label":"built area","instance_id":"built-area-1","mask_svg":"<svg viewBox=\"0 0 264 264\" xmlns=\"http://www.w3.org/2000/svg\"><path fill=\"white\" fill-rule=\"evenodd\" d=\"M131 226H132V225H129L128 227H126L127 231H128V232H133V231L137 230V231H135V232H136V239H138L141 243H143V242H144V239H142V233H141L140 230L137 228L138 226H136V224L133 225V227H131ZM133 228H135V229H133ZM137 235H139L140 238H138ZM79 256H80V255H79Z\"/></svg>","mask_w":264,"mask_h":264}]
</instances>
